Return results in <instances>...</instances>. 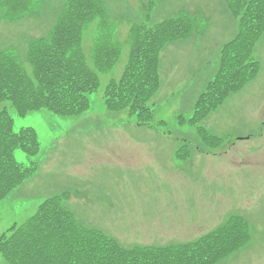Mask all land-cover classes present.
Masks as SVG:
<instances>
[{
	"label": "rangeland",
	"instance_id": "1",
	"mask_svg": "<svg viewBox=\"0 0 264 264\" xmlns=\"http://www.w3.org/2000/svg\"><path fill=\"white\" fill-rule=\"evenodd\" d=\"M103 1L108 19L87 26L83 51L92 65L101 26L123 51L88 95V111L68 118L45 110L20 117L9 108L15 131L34 128L41 151L37 157L15 153L25 165L35 161L37 170L0 200V236L52 197L61 198L82 227L125 248L197 241L241 215L251 241L216 264H264V34L254 50L259 75L191 126L182 118L193 117L196 101L216 74L222 46L238 33L233 0ZM63 2L31 0L21 21L0 19V49L16 47L25 57L28 41L51 30ZM182 11L199 15L196 28L162 52L160 87L150 102L153 118L139 125L127 111L111 113L104 88L124 71L132 22L149 17L154 24ZM0 264H8L1 255Z\"/></svg>",
	"mask_w": 264,
	"mask_h": 264
},
{
	"label": "trees",
	"instance_id": "2",
	"mask_svg": "<svg viewBox=\"0 0 264 264\" xmlns=\"http://www.w3.org/2000/svg\"><path fill=\"white\" fill-rule=\"evenodd\" d=\"M29 3L0 0L1 17L20 21L29 13ZM235 4L242 10L239 32L221 50L217 75L196 102L193 125L259 74L253 52L264 33V0ZM105 19L103 0H64L50 33L29 42L24 58L15 48L0 52V200L37 170L34 162L19 163L15 153L37 157L41 151L35 129L15 131L9 108L20 117L43 110L62 118L85 113L90 107L88 95L99 88V73L112 69L122 53L120 44L105 37L111 30L101 26L89 64L82 48L85 29ZM194 26V16L185 12L157 24L148 19L133 22L128 63L121 78L110 80L104 90L108 110H128L140 124L150 121L149 102L160 87V52L191 34ZM249 239L247 221L233 216L195 242L125 249L111 237L80 226L62 199L53 197L0 237V255L8 264H216Z\"/></svg>",
	"mask_w": 264,
	"mask_h": 264
}]
</instances>
